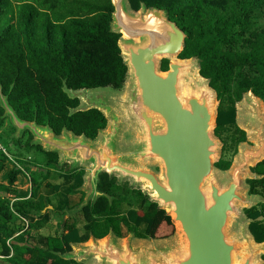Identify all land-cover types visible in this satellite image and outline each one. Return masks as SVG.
I'll return each instance as SVG.
<instances>
[{
	"label": "trees",
	"instance_id": "obj_1",
	"mask_svg": "<svg viewBox=\"0 0 264 264\" xmlns=\"http://www.w3.org/2000/svg\"><path fill=\"white\" fill-rule=\"evenodd\" d=\"M128 2L133 11H139L142 4L166 10L171 21L185 32L187 39L180 58L200 61L201 76L209 80L220 102L215 134L220 140L225 133L229 134L224 139L223 154L237 152V155L240 144L247 142V134L237 125V104L250 92L264 101V0ZM113 12L111 0H0V84L21 120L49 126L57 136L66 129L90 140H96L99 132L107 128L108 121L102 112L77 111L81 102L71 98L69 92L123 89L128 67L118 47L121 36L111 32ZM162 69L168 70V61L162 63ZM4 115L0 104V131L9 123ZM10 137L7 140L0 132V176L7 183L0 184V255L5 260L1 263L71 264L74 261H66L59 254L64 256L72 251L70 243L76 242L74 232L63 241L45 240L37 239L26 228V223L30 228H38L34 223L37 216L42 220L40 225L48 219L42 214L45 197L41 196L39 201L36 198L44 185L52 188L48 181L56 170L60 171L59 155L32 145L29 132L21 140ZM37 152L47 156L46 172L30 174V166L41 164ZM232 164L223 156L215 167L227 172ZM24 169L33 182V199L26 202L19 198H26L27 194L18 196L15 188L19 179L25 177ZM252 172L263 178L248 180L249 195L260 196L263 202L244 210V214L252 221L250 233L261 244L264 242V162ZM82 174L76 178L79 183ZM123 185L117 177L104 173L98 188L123 199L130 192H122ZM129 189L138 192L136 198L141 206H149L148 212L136 221H145L147 225L145 235L139 236L171 237L175 232L172 218L142 190ZM106 199L101 197L94 203V211L100 216L112 213ZM85 214L91 218V209ZM134 217L135 214L130 219L133 221ZM19 233L22 234L17 236Z\"/></svg>",
	"mask_w": 264,
	"mask_h": 264
},
{
	"label": "water",
	"instance_id": "obj_2",
	"mask_svg": "<svg viewBox=\"0 0 264 264\" xmlns=\"http://www.w3.org/2000/svg\"><path fill=\"white\" fill-rule=\"evenodd\" d=\"M111 3V32L121 36L118 47L128 67L123 87L128 102L123 107L139 128L138 145L128 154L119 151L121 120L113 116L109 106L104 108L101 101H106V97L102 95L94 98L97 104L77 110H98L107 121V114L111 113L109 130L100 131L96 140L77 137L66 129L57 136L49 126L21 120L0 84L3 118L15 129L12 140H21L29 132L32 145L57 153L59 170L69 163L73 170L81 165L91 166L78 189L85 194V200L68 212L67 218L81 213L91 201L96 203L101 197L112 201L98 188L101 174L106 173L119 177L120 183L132 181L134 189L143 185L141 190L150 201L172 218L179 238L154 246L146 240L147 243L135 244L133 235L120 243L110 233L102 241L92 237L87 244H73L70 253L59 256L79 264L89 260H96V264H264V242L258 244L250 233L252 221L246 219L240 238L230 230L231 223L242 218V208L244 211L263 202L260 196L249 195L246 181L263 178L252 169L264 162V101L250 92L243 98L246 105L239 111L237 108V125L256 146H239L225 178L222 174L226 172L215 167L223 150L215 134L218 95L209 80L201 76L198 59L180 58L187 35L171 21L166 10L142 4L139 11H133L128 0ZM164 61H168L167 71L162 69ZM89 92L92 90L69 94L83 103L84 94ZM99 139L96 146L94 142ZM156 164L161 168L160 175L145 168Z\"/></svg>",
	"mask_w": 264,
	"mask_h": 264
},
{
	"label": "flooded vegetation",
	"instance_id": "obj_3",
	"mask_svg": "<svg viewBox=\"0 0 264 264\" xmlns=\"http://www.w3.org/2000/svg\"><path fill=\"white\" fill-rule=\"evenodd\" d=\"M260 98V97H259ZM263 100L262 98H260ZM228 131V128H227ZM226 132V131H225ZM232 134V132H228ZM226 134V133H225ZM223 135V137L225 136ZM227 135V134H226ZM222 137V138H223ZM98 138V137H97ZM221 138V140H223ZM225 145V141L223 140ZM238 148V147H237ZM239 152V151H238ZM237 153V152H236ZM234 154V156L236 155ZM36 156L40 159L41 164L38 166H30L31 173L43 171L46 172L44 166L47 162V156L43 152H37ZM60 160V158H59ZM60 162V161H59ZM25 171V169H24ZM26 172V171H25ZM27 173V172H26ZM83 173V174H82ZM86 173V170L75 169L71 171L70 164H66L62 170L55 171L54 175L48 181L52 188L44 187L40 190L37 201L41 196L45 197L44 201L46 202L45 209L42 211L43 215H47L48 219L46 223L40 225L42 220L37 216L34 223L38 228H30V224L26 223V228L31 233L35 235L37 239H51L57 238L63 241V238L69 236L72 232L76 234V242L70 243V247L72 248L73 244H87L91 241V238L94 237L97 241L104 240L110 233H113L117 239H126L129 236H134V239L140 241H165L168 239H153V238H145L146 227L145 221L140 223H136V221L140 220L145 212H148V205H140V202H137L138 192H133L129 188L128 182H123L124 185L121 186L123 191H130L123 199L119 198L116 194H112L105 191H100L101 193H105L113 198L112 204L109 203V206L112 208V213L110 216H100L94 211V201H91L87 210L91 209L92 215L91 218H88L84 212L78 214L77 216L68 217L67 213L74 210L77 206L79 207L85 200V194L83 192H79L78 189L83 186V175ZM29 174V173H28ZM46 174V173H45ZM81 177V182L79 183L76 178ZM27 180L30 181L28 187L25 186L20 190L16 186V190L19 192L26 193V198H19L21 201L33 199V182L29 176L25 175ZM31 179V180H30ZM112 181V180H110ZM38 182V180H37ZM36 182V183H37ZM118 180L116 179V185ZM32 183V184H31ZM120 183L119 184H123ZM38 185V184H37ZM59 188L58 190H54ZM141 190V189H140ZM80 195L78 200L75 199L76 196ZM137 195V196H136ZM22 196V195H21ZM11 197V196H10ZM139 197V196H138ZM11 201L12 197L10 198ZM145 200V199H144ZM99 202V201H98ZM66 212V213H65ZM135 214L134 220L130 219ZM124 219L130 221L129 223L125 222ZM173 223V222H172ZM70 224V228L68 226ZM174 226L175 231V225ZM22 233H19L17 236H20ZM71 264H78L75 261Z\"/></svg>",
	"mask_w": 264,
	"mask_h": 264
},
{
	"label": "rangeland",
	"instance_id": "obj_4",
	"mask_svg": "<svg viewBox=\"0 0 264 264\" xmlns=\"http://www.w3.org/2000/svg\"><path fill=\"white\" fill-rule=\"evenodd\" d=\"M87 94V93H86ZM127 92H126V87L121 90V91H115V90H112V89H100V90H92V92H89L87 95L84 94V102L82 103V105L80 106L81 108L85 109V108H89L91 105L93 104H97L98 102H95L94 98H96L97 96H104L103 98L106 99V101H101L103 104H104V108H107V106H109L108 110L111 109V112L113 111L114 113V117L118 120V118L121 120V124L118 125V127L121 126L122 130L120 132V135H119V138H118V146L120 147L119 148V151L124 153V154H128V152H130L133 148L136 147V145H138L139 143V134H138V127L137 126H134L133 122L131 120H134L132 119L128 113L126 112L125 108L123 107V103H126L128 102L127 100V96H126ZM83 97V96H82ZM87 103V105H86ZM220 103V102H219ZM245 106V101L242 100L240 103L237 104V108H238V111H239V108L241 106ZM108 110L107 109H103L104 113L107 114L108 113ZM112 113V114H113ZM111 113H108L107 114V118H108V127L105 131H108L110 126H111V121H112V116L110 115ZM243 116L245 115L244 114V111H243ZM242 114H241V117H242ZM239 118V117H238ZM239 123H238V127H239ZM240 128V127H239ZM225 131V130H224ZM1 133L5 134V138H7V140H9V137L10 135L14 132L13 128L10 126V124L8 123L4 129H2L0 131ZM248 135V133H247ZM229 136V134H228ZM228 136L225 134V136L222 138L223 140L224 139H227ZM217 137V135H216ZM11 138V137H10ZM249 139V136L247 137ZM247 139V142L244 143V144H249L251 145L252 147H255L256 144L255 142L251 141L250 139L248 140ZM223 140H221V145L224 147V143H223ZM99 143H100V139L98 141H96V143L94 142V144L96 146H99ZM229 144L228 143L226 146L229 147ZM244 144H241V146H243ZM222 147V149H223ZM239 147V149H240ZM24 154V153H23ZM25 155V154H24ZM33 155V154H32ZM34 156V155H33ZM226 157L227 159L231 160L233 163L235 162V159L237 157V155L234 156L233 153H228V154H223V150H222V157ZM11 157H13V155H11ZM23 160H24V156H23ZM32 161V160H31ZM70 164V163H69ZM10 168V167H8ZM91 168L90 165H81L80 167L76 168V169H79V170H89ZM146 169L148 170H151L153 172H155L156 174H161V168L158 164L156 165H152V166H146L145 167ZM70 169L71 171H73V168L71 167L70 165ZM75 170V169H74ZM223 172V171H222ZM229 173H224L222 174L225 178L228 176ZM1 177V176H0ZM23 179H19V183H16L15 186L18 188V189H22L24 186H26L25 188L28 187V180H27V177H21ZM119 178V177H117ZM1 180V179H0ZM4 181V179H3ZM2 182V181H0ZM123 182H128L129 183V186L131 187L132 185V181L126 179L125 181ZM246 185L248 186V179L246 181ZM5 184H7L5 182ZM137 189H144L145 187L142 185L140 187H135ZM80 192V191H79ZM20 196L24 194V192H19ZM9 198H11L9 196ZM80 198V195L76 196L75 199L78 200ZM93 200V198H92ZM78 208V206L76 207ZM75 208V209H76ZM243 208L241 209V214H242V218L240 220L236 219L234 220L232 223H231V226H230V230L231 232L233 233V235L236 237V238H240V232H241V228L245 225L246 223V217L245 214L243 213ZM79 214V213H78ZM77 214V215H78ZM76 215V216H77ZM244 215V216H243ZM130 237V236H129ZM173 237V238H172ZM179 238V233L177 232V228L175 226V232L174 234L169 237V238H166L168 240H165V241H156V242H151V241H147L149 243H151L152 245L154 246H164V245H167L168 243H171V242H175L177 239ZM127 239V238H126ZM126 239L122 240V239H118V242L120 243H123ZM145 241H140V240H136L134 239V243L135 244H140V243H147ZM244 245V244H243ZM262 260V259H261ZM96 260H89L87 261L85 264H96Z\"/></svg>",
	"mask_w": 264,
	"mask_h": 264
},
{
	"label": "built area",
	"instance_id": "obj_5",
	"mask_svg": "<svg viewBox=\"0 0 264 264\" xmlns=\"http://www.w3.org/2000/svg\"><path fill=\"white\" fill-rule=\"evenodd\" d=\"M2 149H3V148H2ZM3 152H4L7 156H10L9 153H8L5 149H3ZM1 259H3V257H0V260H1ZM0 264H2V263H0Z\"/></svg>",
	"mask_w": 264,
	"mask_h": 264
},
{
	"label": "crops",
	"instance_id": "obj_6",
	"mask_svg": "<svg viewBox=\"0 0 264 264\" xmlns=\"http://www.w3.org/2000/svg\"><path fill=\"white\" fill-rule=\"evenodd\" d=\"M0 181H2V182H0V184H5V181H3V178H2V176L0 177ZM26 187V186H25ZM0 257H2L1 255H0Z\"/></svg>",
	"mask_w": 264,
	"mask_h": 264
},
{
	"label": "clouds",
	"instance_id": "obj_7",
	"mask_svg": "<svg viewBox=\"0 0 264 264\" xmlns=\"http://www.w3.org/2000/svg\"><path fill=\"white\" fill-rule=\"evenodd\" d=\"M9 124H10V122H9ZM10 125H11V124H10ZM237 155H238V154H237ZM232 163H233V162H232ZM25 175L27 176L28 174L25 172ZM79 214H80V213H79ZM2 261H5V260H4V257H3V259L0 260V263H1ZM6 264H7V263H6Z\"/></svg>",
	"mask_w": 264,
	"mask_h": 264
}]
</instances>
